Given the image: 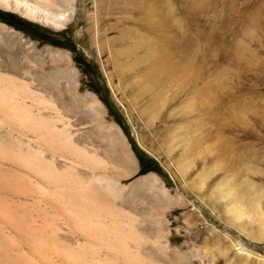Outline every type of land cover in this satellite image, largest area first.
Segmentation results:
<instances>
[{"label":"rangeland","instance_id":"1","mask_svg":"<svg viewBox=\"0 0 264 264\" xmlns=\"http://www.w3.org/2000/svg\"><path fill=\"white\" fill-rule=\"evenodd\" d=\"M28 1L0 0V88L46 133L1 114V149L101 186L146 264H264V0H50L61 28Z\"/></svg>","mask_w":264,"mask_h":264},{"label":"bare ground","instance_id":"2","mask_svg":"<svg viewBox=\"0 0 264 264\" xmlns=\"http://www.w3.org/2000/svg\"><path fill=\"white\" fill-rule=\"evenodd\" d=\"M26 1L15 0V9ZM44 1L41 10L46 22L56 28L63 27L69 15L55 7L52 9L50 0ZM37 6L29 0L23 14L36 18ZM123 50H114L115 59L126 56L128 52ZM122 66H118V70H124ZM6 88H0V115L33 131L46 133L42 117L37 118L25 110L28 109L25 106L12 102ZM44 139L51 143L55 137L47 134ZM4 160L18 168L1 167ZM85 160L93 168L106 167L100 158L89 156ZM20 168L36 175L39 182H32L34 178L31 181ZM81 177L67 167H58L53 159L41 154L0 147V189L13 195L12 198L0 196V264H146L130 246L131 242L143 239L134 229L132 220L124 222L123 208L109 200L107 192L97 183L84 184ZM41 202L43 208L39 207ZM58 219L69 227L68 232L60 231ZM2 225L9 231L2 230Z\"/></svg>","mask_w":264,"mask_h":264}]
</instances>
